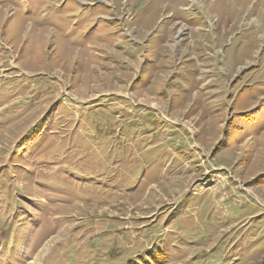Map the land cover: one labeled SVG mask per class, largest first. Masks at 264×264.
Segmentation results:
<instances>
[{
  "label": "rangeland",
  "instance_id": "1",
  "mask_svg": "<svg viewBox=\"0 0 264 264\" xmlns=\"http://www.w3.org/2000/svg\"><path fill=\"white\" fill-rule=\"evenodd\" d=\"M258 246L264 0H0V264Z\"/></svg>",
  "mask_w": 264,
  "mask_h": 264
},
{
  "label": "trees",
  "instance_id": "2",
  "mask_svg": "<svg viewBox=\"0 0 264 264\" xmlns=\"http://www.w3.org/2000/svg\"><path fill=\"white\" fill-rule=\"evenodd\" d=\"M256 249H263V246H258L256 248H254V250H256ZM251 255H253L252 257H257L255 254H251ZM165 257H166L165 255H161L159 257H156L155 259L153 258V261H151V262H153L154 264H163ZM212 262L214 263V261H212ZM217 263L223 264V263H229V262H224L223 260H219V261H217ZM260 264H264V260Z\"/></svg>",
  "mask_w": 264,
  "mask_h": 264
}]
</instances>
